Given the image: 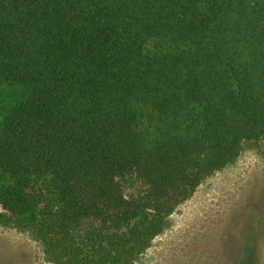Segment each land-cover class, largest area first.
Listing matches in <instances>:
<instances>
[{"label": "trees", "instance_id": "obj_1", "mask_svg": "<svg viewBox=\"0 0 264 264\" xmlns=\"http://www.w3.org/2000/svg\"><path fill=\"white\" fill-rule=\"evenodd\" d=\"M245 148L264 155V0H0V226L52 264H134ZM234 264H263L259 241Z\"/></svg>", "mask_w": 264, "mask_h": 264}, {"label": "rangeland", "instance_id": "obj_2", "mask_svg": "<svg viewBox=\"0 0 264 264\" xmlns=\"http://www.w3.org/2000/svg\"><path fill=\"white\" fill-rule=\"evenodd\" d=\"M264 213V155L245 148L214 173L168 219V227L134 264H234ZM264 264V237L259 241ZM0 264H52L28 232L0 226Z\"/></svg>", "mask_w": 264, "mask_h": 264}]
</instances>
